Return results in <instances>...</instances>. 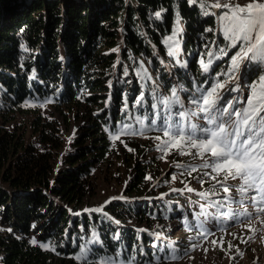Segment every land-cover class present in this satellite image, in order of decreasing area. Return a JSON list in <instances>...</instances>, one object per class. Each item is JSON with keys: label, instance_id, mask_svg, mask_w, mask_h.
Wrapping results in <instances>:
<instances>
[{"label": "trees", "instance_id": "obj_1", "mask_svg": "<svg viewBox=\"0 0 264 264\" xmlns=\"http://www.w3.org/2000/svg\"><path fill=\"white\" fill-rule=\"evenodd\" d=\"M225 11L202 0H0V264H178L160 233L172 239L166 223L189 204L178 193L143 198L155 191L148 177L157 166L141 158L152 146L140 139L164 137L169 109L238 74L241 44L221 32ZM173 32L185 62L169 54ZM245 64L240 85L251 88L264 62ZM166 95L179 103H161ZM177 150L164 152L175 159ZM114 157L132 198L112 200L105 213L86 209L93 178ZM172 245L180 256L193 241Z\"/></svg>", "mask_w": 264, "mask_h": 264}, {"label": "rangeland", "instance_id": "obj_2", "mask_svg": "<svg viewBox=\"0 0 264 264\" xmlns=\"http://www.w3.org/2000/svg\"><path fill=\"white\" fill-rule=\"evenodd\" d=\"M202 1L212 5L215 3H220L221 5H244L245 2L248 4L247 2L251 0ZM259 2H264V0H259ZM220 29L222 34L228 38L225 34V26ZM170 37H172V39L169 40L168 38L167 42L172 47V50L175 51V62H185V58L181 57L182 53L179 49L180 44L177 32H173ZM236 43L240 42L236 41L235 44ZM202 53H205V51ZM206 54L209 55V51H207ZM218 59H220V57H217L211 63L219 65L216 63ZM245 62L247 63V58L242 60V63L238 65L237 73H240L243 67H245ZM162 64V67L170 70L168 73L172 74L171 67L167 61H163ZM150 70L148 64L145 63L144 72L147 76L152 78ZM235 75L236 74H234V76ZM261 76H264V74H261L259 77ZM235 77L236 79L227 82L214 79L209 87L203 86L198 93L191 96L190 100L199 99L213 84L222 83L224 87L218 89V94L221 99L217 102V107L222 110L231 103L233 108H230L229 112L234 108L244 107L250 88L241 87V78L239 74ZM138 80H141V78ZM237 83H239V85H237ZM158 86L162 90L163 87L160 84ZM142 96L143 93H140L136 96V99H141ZM165 97V99L164 97L161 98L160 101H166V99L169 100L170 98L168 95ZM160 101L157 100L155 105L159 104ZM194 105L195 104L192 103L190 105H178L172 112L174 119L177 118L175 114L178 111H188L192 114L190 120L187 117H178L176 119L183 121L186 131L189 123L196 126H209L203 118L205 114L200 112L197 106ZM215 115L219 117L220 114L215 113ZM223 119L224 122L231 123L227 114H225ZM232 119H235V117H232ZM157 126L159 125L157 124ZM76 129V125L73 124L71 125V129L65 132L66 150L71 147L69 138L73 136ZM141 129L145 130V132L148 131L146 126H141L140 130ZM156 136H160L159 133H148V135L140 139L142 141L148 138V140H151L148 146H152V150L150 147L146 148L141 158L144 161L151 160L157 166V168L152 171L153 175L149 185L150 189H155V191L152 194H144L143 198L166 199L168 193L171 194L170 197H172V193H178L188 201L189 207L187 206V209L184 208V212L181 215L183 217H178L173 223H166V226H169L171 229L170 232L175 233L172 239L160 233L165 246L172 249L173 258L176 259L178 264H264V224L261 223V221H264V213L257 212L256 208L258 205L254 204L250 199L255 195V192L249 191L245 194L239 193L237 191L241 183L239 179L234 180L229 178L223 185L217 183L216 180L211 178V176H215L216 173L212 172L210 168L206 169L202 166L203 163L210 162L211 157L207 153L204 157L196 155L195 153L198 152L197 149L185 147L183 151L188 154H181V151L177 150L179 157L170 159L164 151H161L157 147V145L162 144L167 138L160 136L162 139L158 141L155 139ZM123 165V158L114 157L112 162L108 161L107 164L101 167L100 172L96 174L95 178L92 180L95 189L90 193L91 195L86 203V209L94 211V209L100 208L101 211L99 212L105 213L108 203L112 200L132 198L126 196L124 192V185L127 177ZM192 169L196 170L192 171ZM206 172L211 173V176H206ZM189 173L191 174L189 175ZM174 176L176 177L175 179H173ZM222 178L223 173L217 177V179L221 180ZM201 181H203V183H201ZM225 186L230 188V191L227 193L223 191V187ZM188 188H192L193 191L189 192L187 190ZM173 189L177 191H173ZM180 189H183V191H178ZM204 192L209 193V195L207 197H202L200 193ZM219 193H223V195H218ZM245 196L248 197V199H245ZM212 202H219L222 206L209 207L208 205ZM201 205H205L203 214H201ZM228 207H233V209L230 210ZM245 212L250 215H244ZM234 213H239L240 215L236 219H233ZM201 224H203V227H201ZM205 230L214 233V235H209L207 239L202 235H198V233L204 232ZM221 238L223 239V247L220 246ZM173 240H190L193 241V245H196V247H193V245L187 247L186 250L179 251L180 256H178L175 247L172 245ZM213 240L217 241L215 245L212 243ZM92 241L95 244L99 243V236ZM229 242L232 243L231 248L228 247Z\"/></svg>", "mask_w": 264, "mask_h": 264}, {"label": "snow or ice", "instance_id": "obj_3", "mask_svg": "<svg viewBox=\"0 0 264 264\" xmlns=\"http://www.w3.org/2000/svg\"><path fill=\"white\" fill-rule=\"evenodd\" d=\"M196 2L197 0H189V3L192 4ZM212 7L228 10L221 17L222 22L225 24V34L230 40L239 41L241 44L240 51L232 57V69H235L239 62L246 58L251 61L264 62V2L251 0L246 5L215 3ZM156 15L159 16L160 13H156ZM171 39L172 37H169V40ZM169 54L174 55L175 51L170 48ZM203 68L205 72L208 71L207 64H203ZM230 79H236V77L232 76ZM223 87L222 83L213 84L199 99L191 101L200 112L205 114L203 118L209 126H196L189 123L186 131L182 120H171L172 113L169 109L162 117L163 124L161 126L163 136L168 139L157 145V147L165 152L169 148H175L180 150L181 154H188L183 151L185 147L197 149L198 152L195 154L200 157H204L206 153L209 154L211 161L203 163L202 166L206 169L210 168L216 175L211 176V173L208 172L205 175L211 176L213 180L221 185L229 178L239 179L241 183L237 191L241 194L249 191L255 192V195L250 199L258 205L256 211L264 213V76L259 77L251 85L244 107L234 108L231 112H229V109L233 108L231 103L222 110L217 107V102L221 99L218 89ZM176 95V91L173 90L172 96L176 97ZM173 102L179 103L178 98L175 101L171 98L168 101H161V103L169 105ZM136 103L140 104L141 101L138 99ZM125 107H127V104H125ZM153 107H156V105L154 104ZM215 113H219V117ZM225 114L228 115L231 123L224 122ZM157 115L159 116V114ZM175 115L181 118L187 117L190 120L192 114L188 111H178ZM232 117H235V119H232ZM151 123L155 127L156 121L152 120ZM125 128H130V125H126ZM119 138V134L114 136V139ZM155 139L160 141L162 138L156 136ZM195 170L192 169V171ZM222 173V180L217 179ZM175 178L174 176L173 179ZM148 179H151V177H148ZM187 190L189 192L193 191L192 188ZM173 191L177 190L173 189ZM178 191H183V189ZM223 191L227 193L230 188L225 186ZM200 195L207 197L209 193L204 192ZM244 198L248 199L246 196ZM208 206L220 207L222 205L219 202H212ZM204 208L205 205H201V214H203ZM94 211L99 212L101 209L96 208ZM239 215V213H234L232 218L236 219ZM244 215L250 214L245 212ZM261 223L264 224V221H261ZM201 227H203V224H201ZM198 235H202L207 239L209 235H214V233L205 230L198 233ZM31 243L37 244V241L33 239ZM212 243L215 245L217 241L213 240ZM39 246L42 248L49 247L47 244ZM220 246L223 247L222 238ZM193 247H196V245H193ZM228 247H232L231 242L228 243ZM84 252L85 249H81V258Z\"/></svg>", "mask_w": 264, "mask_h": 264}, {"label": "water", "instance_id": "obj_4", "mask_svg": "<svg viewBox=\"0 0 264 264\" xmlns=\"http://www.w3.org/2000/svg\"><path fill=\"white\" fill-rule=\"evenodd\" d=\"M208 4H210V3H208ZM211 6H212V4H210Z\"/></svg>", "mask_w": 264, "mask_h": 264}]
</instances>
